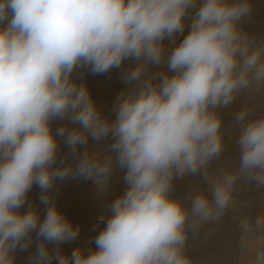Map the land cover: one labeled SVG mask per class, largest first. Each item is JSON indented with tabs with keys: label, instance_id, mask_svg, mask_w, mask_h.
<instances>
[{
	"label": "clouds",
	"instance_id": "obj_1",
	"mask_svg": "<svg viewBox=\"0 0 264 264\" xmlns=\"http://www.w3.org/2000/svg\"><path fill=\"white\" fill-rule=\"evenodd\" d=\"M192 10L167 55L172 74L154 82L149 65L164 61L163 42L184 33ZM250 10L247 0H0V264L33 247L28 264L53 256L57 264H190L188 230L221 217L241 178L264 187V115L248 119L245 109L235 116L238 167L207 175L223 152L215 109L264 84V45L238 30ZM125 61L135 62L123 77L133 87L109 118L73 73L106 75ZM109 139L105 156L87 148ZM118 170L126 187L108 205L95 249L64 256L60 246L80 229L57 207V182H103ZM197 173L207 191L171 196L174 178ZM34 186L43 218L29 200ZM251 224L264 230V214Z\"/></svg>",
	"mask_w": 264,
	"mask_h": 264
},
{
	"label": "rangeland",
	"instance_id": "obj_2",
	"mask_svg": "<svg viewBox=\"0 0 264 264\" xmlns=\"http://www.w3.org/2000/svg\"><path fill=\"white\" fill-rule=\"evenodd\" d=\"M229 2H236V0H229ZM192 14L194 10L186 17L183 34L177 35L174 40L163 42L164 61L158 66L149 65L147 74L153 77L154 82L158 81L161 74H172L168 72L167 55L187 34ZM256 19L255 23L262 20V17L259 16ZM251 22L254 21L248 15L238 22V30L244 36H246L247 27H251L249 25ZM134 65L133 61H125L121 69H113L106 75H92L87 68L77 69L73 73V78L78 83L86 84L98 107L109 118H114L112 108L117 97L126 88L133 87L124 80V72ZM235 107L238 109V105ZM215 111L222 121L223 152L207 165V175L210 179L218 177L224 171L237 168L240 155L237 144L240 126L236 123V115L231 118L228 110L217 108ZM60 123L55 121L53 129L55 130ZM110 143V139L98 144L89 140L87 148L91 152L105 156L108 154ZM67 151L63 149L61 155H66ZM69 162L74 163V158L69 157ZM123 175L124 173L118 170L103 182H83L79 179L60 182L58 186L62 193L59 197L56 196L57 207L72 221L74 226L80 229L75 241L60 246L61 254L70 257L76 248H80L85 254L95 249L93 240L103 229L104 222L110 214L108 205L125 190ZM205 191H207L205 177L200 173L188 174L180 179L174 178L171 196L183 200L188 195ZM261 214H264V187H257L255 181L241 178L233 190L229 208L221 217L188 230L184 253L190 264H257V253L264 250V230H256L251 222ZM245 219L250 222L248 228L241 227ZM33 251L34 247L28 254H24L21 260L15 257V264H28ZM51 264H57L55 256Z\"/></svg>",
	"mask_w": 264,
	"mask_h": 264
},
{
	"label": "crops",
	"instance_id": "obj_3",
	"mask_svg": "<svg viewBox=\"0 0 264 264\" xmlns=\"http://www.w3.org/2000/svg\"><path fill=\"white\" fill-rule=\"evenodd\" d=\"M248 4L250 5V12L247 14L251 17L252 21L249 23L251 27H247L246 36L248 41L252 44L253 47L264 45V0H248ZM262 17V20H257L256 18ZM248 26V24H247ZM236 105H238V109H236ZM240 106V108H239ZM221 110L230 111V117L233 118V115H236L239 110H248V119H255L260 115H264V84L256 85L252 84L247 89L240 90L236 96L234 97L231 104L226 106L218 107ZM62 144V143H61ZM63 149L66 148L61 145V154ZM60 181L57 182L58 191L55 192V196H60L62 192H60V187L58 186ZM39 195L40 190L37 187H33L29 193V200L33 203L34 206L39 208L41 213V218H43L44 208L39 205ZM30 249L26 252H17L15 257H18V260H21V257L24 254H28Z\"/></svg>",
	"mask_w": 264,
	"mask_h": 264
}]
</instances>
